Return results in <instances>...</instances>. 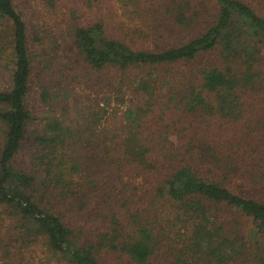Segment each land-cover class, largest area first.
<instances>
[{"label":"trees","instance_id":"obj_1","mask_svg":"<svg viewBox=\"0 0 264 264\" xmlns=\"http://www.w3.org/2000/svg\"><path fill=\"white\" fill-rule=\"evenodd\" d=\"M3 61L0 264H264V0H0Z\"/></svg>","mask_w":264,"mask_h":264},{"label":"rangeland","instance_id":"obj_2","mask_svg":"<svg viewBox=\"0 0 264 264\" xmlns=\"http://www.w3.org/2000/svg\"><path fill=\"white\" fill-rule=\"evenodd\" d=\"M5 62L6 61L0 62V87H5V86L9 87L12 84L11 83V74H12L11 64L7 65ZM137 73H138V71H136L133 75H135ZM79 91H82V90H79ZM257 108H256V111H251L250 112V114L252 116H254V115L258 116L261 113V110L259 108L258 109ZM257 110H259V111H257ZM71 112L72 111H70L69 113H71ZM198 128H199V125L196 126L195 128H193L192 130H196L197 131ZM171 133H172L171 137H172L173 140H177L178 139L181 142L188 140L192 136V133H189L188 131L185 130V126L184 125H181V124H178V123L175 124V126L172 128ZM138 182H141V180H139ZM141 187H142V185L139 186L138 188L140 189ZM132 189L135 190V188H132ZM33 254H34L35 260L37 261L38 264H41L40 262H45L44 253L42 252L41 249H39V247H38V249L33 251Z\"/></svg>","mask_w":264,"mask_h":264}]
</instances>
